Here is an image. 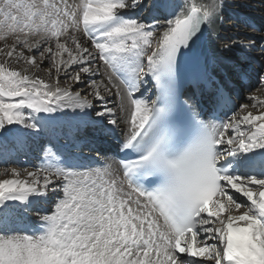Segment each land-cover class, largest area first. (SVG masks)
Instances as JSON below:
<instances>
[{"label": "snow or ice", "instance_id": "6c2138e0", "mask_svg": "<svg viewBox=\"0 0 264 264\" xmlns=\"http://www.w3.org/2000/svg\"><path fill=\"white\" fill-rule=\"evenodd\" d=\"M232 6L0 0V156L42 153L0 170V264H264V99L229 117L225 78L264 86V36L212 41Z\"/></svg>", "mask_w": 264, "mask_h": 264}, {"label": "rangeland", "instance_id": "374dc122", "mask_svg": "<svg viewBox=\"0 0 264 264\" xmlns=\"http://www.w3.org/2000/svg\"><path fill=\"white\" fill-rule=\"evenodd\" d=\"M235 0H232V3H233V6L231 7V10L234 12L233 13V15L235 14V15H237V14H239L238 12H240L241 14H242V12H247V11H256L255 9L257 8V7H259V6H261V4L260 5H258V6H253V3H252V5L251 6H249V5H247V4H245L246 2L248 3V2H250V0L248 1V0H242V2H240V3H237V1L236 2H234ZM239 1H241V0H239ZM244 2V3H243ZM240 4H243L244 6L243 7H238L237 5H240ZM259 10V9H258ZM230 12V11H229ZM258 12H260V10L258 11ZM251 13V14H250ZM246 15H244V16H247V18H249V19H252V17H251V15H256L255 13H252V12H247V13H245ZM259 14V13H258ZM260 14H262V13H260ZM234 15V16H235ZM230 17H232V13H231V15H230ZM240 18L241 19V17L240 16H236V18ZM227 18H229V17H227ZM257 18H258V22L259 21H261V22H259L260 24H264V22L262 23V21H263V19H264V16L263 15H258L257 16ZM263 18V19H262ZM239 22H241V21H239ZM259 24V25H260ZM226 27L225 28H223L221 31H220V36H219V38L221 39L220 40V42L221 43H231V42H233V41H235V40H237V38L238 37H241L242 35H243V33H244V35L245 34H249L250 33V35H251V33H253V32H256L255 30H253V29H250V28H248L247 26H243L242 28H241V25L237 22V20H234V18H232V19H227L226 20ZM243 25V24H242ZM257 33V32H256ZM258 34V33H257ZM252 37H256V38H258L256 35L255 36H252ZM245 39H244V37H241V38H239L238 39V41H244ZM244 42H246V41H244ZM247 42H248V39H247ZM246 44V43H245ZM239 48L238 47H236V48H234V52L236 53V51L238 50ZM233 52V51H232ZM231 52V53H232ZM241 52V54L243 55V52L242 51H240ZM231 53L229 54L230 56H231ZM253 55L255 56H258L259 55V53H257V52H254L253 53ZM233 56H231V58H232ZM234 59H238V58H235L234 57ZM259 69V68H258ZM41 73L43 74L41 77H43L44 75H47V66H45V68H44V70L43 71H41ZM63 82V81H62ZM261 89H264V86H261L260 88H259V90L257 91V89L255 90V92L254 93H252V94H248V95H246V99H245V101H242L243 102V104L245 103V104H248V97L250 96V95H255V96H258V97H260V98H262V99H264V97H263V95H262V93H261ZM260 93V94H259ZM242 104V105H243ZM251 110L253 111V112H256V109H253V108H251ZM69 111H71V110H69ZM244 113V110H242L241 109V112H240V115H242ZM118 114V113H117ZM11 160V159H10ZM9 160V161H10ZM11 167H17L16 165L15 166H9L8 168H11ZM3 168H5V167H1L0 168V170H2ZM21 169V168H20Z\"/></svg>", "mask_w": 264, "mask_h": 264}, {"label": "bare ground", "instance_id": "6f19581e", "mask_svg": "<svg viewBox=\"0 0 264 264\" xmlns=\"http://www.w3.org/2000/svg\"><path fill=\"white\" fill-rule=\"evenodd\" d=\"M237 1V3H240V2H242V0L241 1H239V0H235L234 2H236ZM249 1V0H248ZM244 3V2H243ZM252 3H253V6H258V5H260L261 4V6H259V7H257L259 10H262V7H263V9H264V0H250V2H246L245 4H247V5H249V6H251L252 5ZM251 14V13H250ZM230 15H231V13L228 11L227 12V15H226V18L227 17H230ZM225 18V19H226ZM236 19H240L239 17L238 18H236ZM263 19V18H262ZM259 22H261V21H259ZM226 27V25H221V26H218V35L220 36V31L223 29V28H225ZM212 41H214V42H216L217 43V45H219L221 42H220V39L219 40H217V33L216 32H214L213 33V36H212ZM209 46L211 47V43L209 42ZM253 55V54H252ZM254 56V55H253ZM256 56V55H255ZM0 59H3V57H0ZM13 66L14 67H20V65H17V64H15V63H13ZM248 68V67H247ZM39 76H42L43 74L41 73V71L40 72H38L37 73ZM61 76H63V73H61ZM42 78H44L45 80H47L48 79V74L47 75H44ZM261 93H262V95H263V97H264V89H261ZM260 94V93H259ZM259 96V95H258ZM247 100V99H246ZM245 104V103H244ZM248 110H250V111H252L251 110V107L249 106V109ZM255 113V112H254ZM243 114H245V112L243 113ZM118 116H120V115H122L121 113H119L118 112V114H117ZM34 147H36V149H37V146H35V145H33ZM21 153H25V157L26 156H29V150H25V151H22ZM10 160V159H9ZM20 169V168H19ZM21 169H24V168H21ZM28 169H32V167H28ZM3 178H9V177H0V179H3ZM58 194L57 193H53V192H49V202L50 201H52V200H55L56 199V196H57ZM45 207H47L48 205L47 204H45L44 205ZM35 216V214H33V217Z\"/></svg>", "mask_w": 264, "mask_h": 264}]
</instances>
